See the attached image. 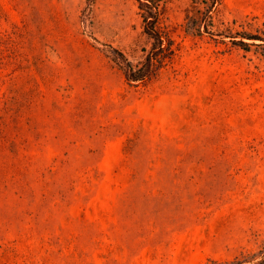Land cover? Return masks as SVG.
Wrapping results in <instances>:
<instances>
[{"label": "rangeland", "instance_id": "obj_1", "mask_svg": "<svg viewBox=\"0 0 264 264\" xmlns=\"http://www.w3.org/2000/svg\"><path fill=\"white\" fill-rule=\"evenodd\" d=\"M141 1L0 0V264L264 260V0Z\"/></svg>", "mask_w": 264, "mask_h": 264}, {"label": "trees", "instance_id": "obj_2", "mask_svg": "<svg viewBox=\"0 0 264 264\" xmlns=\"http://www.w3.org/2000/svg\"><path fill=\"white\" fill-rule=\"evenodd\" d=\"M138 2H139V8L143 11L144 31L150 38L154 40V44H156L160 41V39L155 34V32L152 30L155 16L151 15V13L146 9L147 7L146 3L142 2L141 0H138ZM245 40L252 41V42L258 41L260 44H255V45L264 46V32L263 33L261 32L258 35L257 34L239 35V39L235 41V44L242 48H247L249 43H246ZM149 64H150V56H147L145 64H143L139 69L135 71L132 70L130 65L127 63V76L130 78V80L134 82L142 81L149 72L148 70ZM258 264H264V260H262Z\"/></svg>", "mask_w": 264, "mask_h": 264}]
</instances>
